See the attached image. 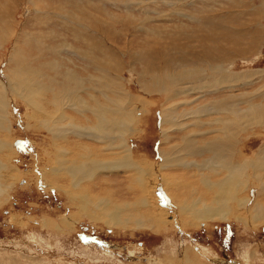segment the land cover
Instances as JSON below:
<instances>
[{
	"label": "rangeland",
	"instance_id": "obj_1",
	"mask_svg": "<svg viewBox=\"0 0 264 264\" xmlns=\"http://www.w3.org/2000/svg\"><path fill=\"white\" fill-rule=\"evenodd\" d=\"M201 66L240 82L149 83ZM252 108L264 111V0H0V264H264ZM218 135L235 144L226 155L209 149ZM221 172L236 202L198 218Z\"/></svg>",
	"mask_w": 264,
	"mask_h": 264
},
{
	"label": "bare ground",
	"instance_id": "obj_2",
	"mask_svg": "<svg viewBox=\"0 0 264 264\" xmlns=\"http://www.w3.org/2000/svg\"><path fill=\"white\" fill-rule=\"evenodd\" d=\"M169 1V0H168ZM171 1V0H170ZM173 1H175V0H173ZM143 2V1H142ZM167 2V1H166ZM165 3V2H164ZM170 3V2H169ZM156 4V3H155ZM171 6H173L174 5V3H171L170 4ZM185 5V4H184ZM191 5V4H190ZM194 5V4H193ZM189 6V5H188ZM130 8V7H129ZM151 9V8H150ZM180 11H182V9L180 8V9H178L176 12L178 13V15H180ZM3 13V12H2ZM171 13H173V12H171ZM176 13V14H177ZM2 15V14H1ZM53 15V14H52ZM169 15V14H168ZM59 16H60V14H59ZM181 16V15H180ZM84 26H85V24H84ZM86 27V26H85ZM90 29H91V27H90ZM89 29V30H90ZM147 32H149L150 33V31L149 30H146ZM88 33H89V31H88ZM94 33V32H93ZM153 33V32H152ZM85 43H86V45L87 46H90V42H89V40L87 39V40H85ZM94 45V44H93ZM203 48V47H202ZM212 50H215V49H212ZM213 52V51H212ZM138 55H141V53H137ZM86 59L87 60H90V53L87 55V57H86ZM230 65V64H229ZM203 67H205L206 66V64H204V65H202ZM200 67V68H197V69H189V68H185V69H183L181 72H179V73H174V74H177V76L176 77H174V74H171V75H169V74H166V78H168L167 80H166V83H164V84H162L161 82H160V77H159V75H152V77H151V80H152V78H153V80L151 81V82H149L150 84H152V86L153 87H157L158 85H160V87L162 88V89H165L166 87H170V86H172L173 84H171V82H173V81H177V80H179V81H185V80H189V81H192V82H195L196 84L197 83H200V82H202V84H203V82H205L207 79L209 80V79H212V78H214V77H217V78H221V87H223L226 83H228L229 82V79H230V77L231 76H229L226 72H224L223 74H221V73H219V72H217V71H219V70H223L224 69V66L223 67H219L218 69H217V71L216 72H214V73H212V74H204V75H202L201 74V72H203L205 69H203V67ZM211 66H213V65H209L208 67H206L207 69H209V70H214ZM229 67V66H228ZM54 70L56 69V66H53L52 67ZM227 68V67H226ZM37 72H38V70H37ZM57 73V72H56ZM40 74V71H39V73H37V75H39ZM151 75V74H150ZM66 82H68L69 84H73L74 86H76L77 88L78 87H80V86H82V84H80L81 82H80V79L76 76V74L74 73V72H72V71H68V72H66L65 73V75H62L61 76ZM53 78V77H52ZM216 78V79H217ZM231 78H234L235 79V81L234 82H236L235 84H237V83H239L240 82V79L239 78H241V76H239V75H235V76H233V77H231ZM218 80V79H217ZM232 80V79H231ZM109 81V80H108ZM106 82V85H107V87L108 88H110V89H112L113 90V82ZM228 81V82H227ZM15 82V81H14ZM233 82V83H234ZM11 83V82H10ZM31 83V88H32V90H36L38 93L36 94V97H37V95H41V94H43L42 92L43 91H40V90H43V87L42 86H39V85H37V83L35 82V84L34 83H32V82H30ZM219 83V84H220ZM33 84V85H32ZM213 84H216V83H213ZM64 85V84H63ZM186 85V84H185ZM67 86V85H66ZM149 87L151 86V85H148ZM187 86V85H186ZM197 86V85H196ZM206 86H208L207 84H206ZM210 86V85H209ZM12 87H13V85H12ZM14 87H16V90H17V85L15 84V86ZM68 87H69V85H68ZM210 87H212V89L214 88V89H216V90H219V89H221V87L220 86H218L217 84L215 85V86H210ZM114 88H115V86H114ZM195 88H197V87H195ZM198 88H200V87H198ZM202 88V87H201ZM229 88V87H228ZM10 89V88H9ZM183 89V88H182ZM185 89V88H184ZM188 89V88H187ZM13 90H14V88H13ZM165 90H167V89H165ZM164 90V91H165ZM181 90V89H180ZM62 91V90H61ZM163 91V90H162ZM191 90H189V91H184V90H182L181 92L182 93H189ZM71 96L69 97V103H71L72 104V102H74V101H77L75 98H74V93H73V91L71 90ZM74 92H76L75 90H74ZM180 92V93H181ZM45 93V92H44ZM57 93V92H56ZM63 93H65V94H69L70 93V89H68L67 87H64V91H63ZM179 93V94H180ZM60 94V93H59ZM124 94V93H123ZM34 95V94H33ZM58 95V94H57ZM78 95V94H77ZM79 96V95H78ZM81 96V95H80ZM180 96V95H179ZM79 98V97H78ZM59 99V98H58ZM58 99H54V102H53V104L55 105V102L56 101H58ZM78 104L77 105H80L81 104V106H82V99L79 101L78 100ZM38 103H39V99L38 100H36V98H35V107H36V109H38L39 111H44L43 110V108H40V107H38ZM220 103V102H219ZM34 104V103H33ZM74 104H76V103H74ZM67 105V104H66ZM221 107H222V104L220 103L219 104V107H218V109H219V111L221 110ZM70 108V107H69ZM171 112V111H170ZM248 114V118L249 119H253L254 118V116H256V117H258V118H260V119H264V111L263 110H259V109H256V108H252L251 110H250V113H247ZM64 115V114H63ZM164 116H165V114H164ZM166 116H168V114L166 113ZM165 116V117H166ZM66 117V116H65ZM164 117V118H165ZM171 117V116H170ZM168 118H166V120H167ZM73 121V120H72ZM47 123L49 124L47 127L48 128H52L51 126H50V121L49 120H47ZM70 123V122H69ZM228 123V122H227ZM230 123H233V122H229L228 124H230ZM71 125V124H70ZM73 125H75V123L73 124ZM76 126V125H75ZM69 128V127H68ZM72 128V127H71ZM87 129L88 128H86V130L85 129H83L84 131H87ZM91 130H94V132H92V133H95V135H92L91 134V136L93 137V138H97L96 137V135H97V133H99V131H100V128H95V129H91ZM96 130V131H95ZM74 132V131H73ZM90 132V131H89ZM54 133L55 134H60V130H59V128H55L54 129ZM87 135V134H86ZM85 136V135H84ZM191 143V142H190ZM208 145H209V149L210 150H212V152L214 153V154H216V155H218V154H228L229 153V151H231L232 149H234L235 148V144H234V142L232 141V140H229L228 139V137L227 138H223V137H221L220 135H218V136H216L211 142H209L208 143ZM235 155V151H234V153H233V156ZM59 164V166H58V174L59 173H61V172H63V171H65V168H64V166H63V164L61 163V162H57V165ZM252 165V168L255 170V172H256V166L254 165V164H251ZM96 165L94 164V165H92V166H89V167H86V166H78V167H74V168H71L70 170H69V172L71 173V175L74 177V176H79V177H92V176H94L96 173H89V170H91L92 168H94ZM0 168H1V165H0ZM221 170H229V169H226L225 167H221ZM221 174H222V172H221ZM245 174V173H244ZM42 175V174H41ZM222 175H224L220 180H218L217 182L215 181V183L217 184V189L215 190V191H212L213 192V197H212V199H211V205L210 206H208L207 204H204V208H203V210L202 211H200V212H198V211H196V210H194V212H195V214H196V216L198 217V218H201V217H208V216H215V215H219V216H221V217H224L223 216V210H222V206L223 205H227L228 207H229V203H233V202H236V194H238V193H240V183H239V181H237V180H235V178L231 175V174H227L226 172H225V174H222ZM41 178V177H40ZM1 187V186H0ZM0 191H1V189H0ZM4 191L6 192V190L4 189ZM7 193V192H6ZM264 208V207H263ZM223 219H225V218H223ZM115 220H117V218H115ZM67 221V220H66ZM63 222H64V220H63ZM66 223V222H65ZM117 224H119L118 222H116L115 223V225H117ZM198 258V257H197Z\"/></svg>",
	"mask_w": 264,
	"mask_h": 264
},
{
	"label": "crops",
	"instance_id": "obj_3",
	"mask_svg": "<svg viewBox=\"0 0 264 264\" xmlns=\"http://www.w3.org/2000/svg\"><path fill=\"white\" fill-rule=\"evenodd\" d=\"M40 106V105H39Z\"/></svg>",
	"mask_w": 264,
	"mask_h": 264
}]
</instances>
